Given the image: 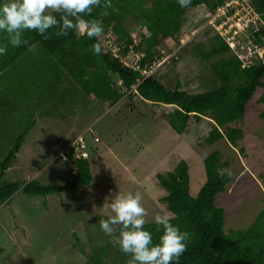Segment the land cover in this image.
Instances as JSON below:
<instances>
[{
	"label": "rangeland",
	"instance_id": "rangeland-1",
	"mask_svg": "<svg viewBox=\"0 0 264 264\" xmlns=\"http://www.w3.org/2000/svg\"><path fill=\"white\" fill-rule=\"evenodd\" d=\"M239 1L249 6L244 11L246 18L241 9L238 15L235 12V16L229 17V22L221 19L225 9L211 16L204 6L189 10L178 39L165 41L159 50L161 59L155 64L154 76L169 89L179 84L191 94L213 89L211 65L217 59L204 61L195 48L199 44L207 45L214 33L227 38L226 42L233 45L232 49L244 65L259 62L264 57V49L253 48L248 38L260 21L251 12V0H231L233 6ZM53 11L46 9L48 13ZM248 16L254 18L257 26L253 20H246ZM223 21L236 33L221 31ZM144 24L130 18L125 22L136 44L141 41L139 33L147 35ZM262 40L264 42V38ZM238 46L245 48V52H239ZM117 50L114 43L108 51L119 55ZM141 57L142 54H131L122 61L135 69ZM263 94L262 89L257 90L243 120L232 125L243 130V139L237 147L226 139L207 145L206 138L213 128V122L207 117L199 120L191 117L186 131L177 134L168 123V113L174 110L172 106L146 102L135 93L127 94L112 108H108V104L75 101L69 106L62 105L55 113L49 111L47 103L37 109L36 101L28 103L33 107L31 112L25 102L19 112L6 108L5 113L10 114L7 118L0 117V124L5 123V128L9 126L0 139L5 155L22 129L32 121L34 126L5 173L4 181L37 180L47 186L66 185L74 175L65 163L66 152L80 139L88 144L94 180L78 193L46 198L18 193L11 203L0 206V264H86L89 257L98 254L117 237L108 236L100 228V221L114 215L109 207L111 194L139 192L146 211L145 224L155 222L158 214L167 213L172 217L160 202L167 193L157 184L156 176L166 175L180 161H186L190 194L197 197L206 181L204 160L215 151L221 153V160L229 165L226 170L232 176L225 193L216 199L217 207L225 210V231L248 228L264 209Z\"/></svg>",
	"mask_w": 264,
	"mask_h": 264
},
{
	"label": "trees",
	"instance_id": "trees-1",
	"mask_svg": "<svg viewBox=\"0 0 264 264\" xmlns=\"http://www.w3.org/2000/svg\"><path fill=\"white\" fill-rule=\"evenodd\" d=\"M226 1L190 0L186 7H181L177 0H105L106 3L110 2L111 7L95 8L86 19L103 24L101 36L113 37L118 46V57L103 47L100 38L89 39L73 32L67 37H57V29H49L48 38L45 39L35 31H26L23 39L28 43L20 48H13L8 43L7 34L0 33V45L8 48L7 55L0 57V117L7 118L10 114L5 113L6 108L19 112L24 102L27 110L33 111L29 101H36L37 109L47 103L51 113L74 101L92 105L108 104L107 107L112 108L127 94L135 93L146 102L172 106L174 110L168 113V123L177 134L186 131L191 117L197 120L207 117L213 121V128L206 138V144L213 145L226 139L237 147L243 139V130L232 125L243 120L257 90L264 91V57L246 66L224 39L214 33L207 45L199 44L195 50L204 61L217 59L211 65L215 87L197 94L181 89L179 84L169 89L154 74L145 79L140 71H135L122 61L131 54H142L138 67L141 70L149 68L161 59L159 50L165 41L178 39L189 10L204 6L207 11L215 12ZM250 4L258 15L260 25L248 41H251L253 48L262 50L264 0H251ZM105 11L109 15L105 16ZM45 14L55 15L58 19L61 15L55 11H45ZM129 18L136 23H145L147 35L139 33L141 41L138 44L126 28L125 22ZM97 42L102 47L99 56L92 53V46ZM237 50L245 52L246 49L238 46ZM139 80H142L140 84ZM24 97L27 101L23 100ZM261 101L264 102V94ZM261 117L264 119V113ZM5 125L0 124V139L9 128H5ZM33 126L32 121L22 129L6 155L4 147L0 148V154H3L0 159V206L11 203L18 193L43 198L69 195L93 183L90 154L88 159L75 160L68 154L65 163L74 175L64 186H47L37 180L28 183L4 181L5 173L16 160ZM86 145L89 152L87 142ZM228 166L222 162L219 151L209 154L204 160L206 181L197 197L190 194L189 165L186 161H180L166 175L156 176L157 184L167 193L160 202L171 213V223L181 231L190 233L187 250L177 264H264V209L248 228L225 231V210L217 207L216 199L225 193L232 180L226 170ZM217 169L226 170L223 178L217 175ZM121 227L115 226L113 234L117 237ZM144 229L152 234L153 243H158L162 235L160 226L151 222L144 224ZM116 247L113 244L102 247L98 254L88 258L86 264H129L131 257Z\"/></svg>",
	"mask_w": 264,
	"mask_h": 264
},
{
	"label": "clouds",
	"instance_id": "clouds-1",
	"mask_svg": "<svg viewBox=\"0 0 264 264\" xmlns=\"http://www.w3.org/2000/svg\"><path fill=\"white\" fill-rule=\"evenodd\" d=\"M177 2L181 7H186L190 0H177ZM101 6L110 8L111 4L110 2L106 3L105 0H0V33L7 34L8 43L13 48H20L28 43L23 39L26 31H35L47 39L48 30L57 29L55 32L57 37H67L70 32H73L82 37L99 40L104 32L103 24L94 19H86V17H90L93 10ZM246 6L248 4L243 5L242 1L233 6L231 0H227L215 12L227 7L226 16L221 18L226 20L232 17L235 12L238 15L239 10L242 9L241 14L245 17ZM46 9L61 13L59 19L55 15L45 14ZM251 12L258 17L253 10ZM208 13L211 16L214 12ZM104 15L107 16L109 13L105 11ZM247 19L250 17L248 16ZM253 19L252 17L251 20ZM256 24L257 22H255ZM221 37L226 42L225 38ZM100 41L103 47L108 50L114 47L111 35L103 40L100 39ZM110 44L113 46L109 48ZM227 45L229 44L227 43ZM7 51V46L0 45V57L7 55ZM92 53L96 56L101 55L102 47L99 42L93 44ZM155 64L146 68L150 70L153 67L154 71L151 75L155 73ZM138 69L134 70L140 71V73L143 71L139 67ZM141 82L142 80H139L138 84ZM134 88L136 89V87ZM88 153L90 154V152ZM216 171L219 177L225 176V169ZM228 175L230 176L231 173ZM110 198L109 207L114 215H109L108 219L100 221V228L105 234L112 236L113 226H122L119 236L112 240V244L114 247L118 246L122 253L131 257L129 264H177L187 250L190 233L181 231L178 226L173 225L169 214H158L155 216V223L162 229V235L158 243L154 244L152 234L144 229L146 211L141 204V194L139 192L135 195L114 193Z\"/></svg>",
	"mask_w": 264,
	"mask_h": 264
},
{
	"label": "built area",
	"instance_id": "built-area-1",
	"mask_svg": "<svg viewBox=\"0 0 264 264\" xmlns=\"http://www.w3.org/2000/svg\"><path fill=\"white\" fill-rule=\"evenodd\" d=\"M226 11H225V14H223V16L221 17H224L226 16V13L228 12V9L227 7L224 8ZM235 16V15H234ZM231 18H228L227 19V22H229L228 20H230ZM246 20H251V19H246ZM227 22H224L222 23V27H221V31L223 30V32L225 33H229L228 31H230L231 33L235 32L236 30L235 29H230V26L227 24ZM228 28H227V27ZM249 28V25L247 27V29ZM246 28H244L245 30ZM243 30V31H244ZM236 33V32H235ZM223 36V35H222ZM224 37V36H223ZM228 37V36H227ZM225 38V37H224ZM227 39V38H225ZM230 47L232 48L233 45L229 44ZM251 51V50H250ZM135 70H139L138 68H135ZM153 73V67L150 68V70H143L141 71V74L144 78H147L149 77L151 74ZM68 154L72 155V160H75V159H80V158H84V159H87L89 157V153L87 151V145H86V142L83 140V139H80V140H77L76 142H74L71 146H70V150H68L66 152V157L68 156Z\"/></svg>",
	"mask_w": 264,
	"mask_h": 264
},
{
	"label": "bare ground",
	"instance_id": "bare-ground-1",
	"mask_svg": "<svg viewBox=\"0 0 264 264\" xmlns=\"http://www.w3.org/2000/svg\"><path fill=\"white\" fill-rule=\"evenodd\" d=\"M118 57V55H116Z\"/></svg>",
	"mask_w": 264,
	"mask_h": 264
}]
</instances>
